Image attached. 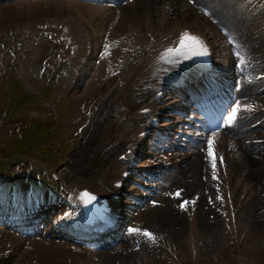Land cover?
I'll list each match as a JSON object with an SVG mask.
<instances>
[{
	"label": "rangeland",
	"instance_id": "rangeland-1",
	"mask_svg": "<svg viewBox=\"0 0 264 264\" xmlns=\"http://www.w3.org/2000/svg\"><path fill=\"white\" fill-rule=\"evenodd\" d=\"M168 1L170 8L167 6L169 9L165 13L167 30L173 28L176 22L182 26L187 25L203 30L205 33L212 28L213 33H207L216 43L218 30L223 41L227 43L226 48L230 54L232 52L239 60L259 59L262 64L261 70L264 69V16L262 15L264 0H239L245 3L248 9L247 15H245L246 12L244 15L239 13L233 7H223L225 2L226 5L231 3L230 0ZM162 3L157 0H133L130 3L126 1L115 8L106 6L104 10L110 13V18L105 22V30H102V17L99 11L91 9L83 2L15 0L0 5V42L3 46L9 45L12 39L17 42L26 36L24 26H31L30 34H34L35 27L46 24L49 20L70 25L66 20L71 18L76 20L81 16L88 18L101 34L100 38H97L101 46L98 52L100 54L96 56V60L92 59L93 72L84 86H81L83 84L81 82L73 83L68 80L64 83L54 79L56 75L65 74L64 69L69 63L63 59L59 60V50L51 40L45 41L43 47H39L30 57L27 68L28 79L21 82L22 87L29 94L45 88L41 95L33 100L35 107L42 108L40 110L42 117H35L33 113L31 115L33 120L43 122L45 128L51 130V135L43 138L39 135H31L32 142L39 139L40 145L49 144L53 150L75 145L64 155L65 160L60 164L62 166L58 162L54 163V169L57 168L60 174L63 173V181L67 184L71 185L72 182L76 183L79 180L94 182V176L89 175L93 166L97 164L94 161L87 163L86 159L93 155L80 156V158L78 156V159L71 162L67 159L78 151L77 147L81 144V146L88 145L84 142H87L89 135L93 136L94 141L96 140L95 133L90 134L91 129L94 130L95 126L101 122L100 111L109 105L114 95L113 90L122 79L123 72L119 64L126 52L124 48L126 33L131 29H144L148 24L157 23L158 10ZM254 6L260 12L253 18L251 13L254 14ZM205 8L210 11L208 16L204 15ZM197 16H205L209 26H205L204 29L195 26L194 19ZM155 27L159 26L155 24ZM229 38L238 45L237 52L233 50ZM28 45H32L33 48L35 43ZM24 49L18 48L17 56L23 52L25 54ZM140 55L141 52L134 55L130 65L137 63ZM15 59L12 63L11 59L7 60L6 68L0 64V114L6 107L8 70L13 68ZM13 70L19 77L17 67ZM47 86L51 87L46 89ZM25 103L27 102H23L19 107L16 101L13 102L12 108L15 112L8 118L11 123L4 127L0 134V143L7 152H10L14 144L23 137L17 128L21 127L23 120L20 109L29 104ZM24 111L27 112V108H24ZM57 116H60L62 120L53 122L54 117ZM262 149L260 155H251V160L248 159L250 170L244 178V181L249 182L253 187L252 200H246L248 193L245 194L243 187L237 184L238 179L242 178L237 173H234L227 187L224 182L220 183L217 186L218 190L217 187L210 186L212 173L210 176L205 171L204 174L200 171L192 173L187 172L185 168V173L173 175L157 199L147 203L137 213L130 229L141 231H129L128 239L118 244L115 249L104 251L86 249L87 251L79 252L73 244L52 236L53 234L49 233V227L44 228L47 232L45 235L37 236V238H24L15 232L8 234L1 230L0 250L10 248L14 256L1 261L0 264H264V146ZM104 150L108 149L101 151ZM120 151L121 149L118 152ZM114 157L115 154H112L110 159ZM252 159L260 162L262 170H255ZM32 162L40 170H45L52 163V161H41L37 158H33ZM26 165L18 167L22 168ZM15 175H18L20 179L31 177L27 174L21 176L17 170ZM93 184L97 186L96 183ZM178 190L181 193L180 197L174 195ZM228 191H230L229 197ZM225 194L230 201L229 206L222 202L225 200ZM217 196L222 199H216ZM182 200L189 201L186 210L179 208ZM153 201L156 203L153 204ZM193 201L196 202L193 207L196 217L194 236H191L188 233V211ZM229 209L235 213L236 223L231 224L233 219L230 221L228 218ZM54 220H58V217L55 216ZM143 230L151 232L153 237H146ZM193 246L195 249L192 252ZM238 253L241 254L240 257Z\"/></svg>",
	"mask_w": 264,
	"mask_h": 264
},
{
	"label": "bare ground",
	"instance_id": "bare-ground-1",
	"mask_svg": "<svg viewBox=\"0 0 264 264\" xmlns=\"http://www.w3.org/2000/svg\"><path fill=\"white\" fill-rule=\"evenodd\" d=\"M157 1L163 2V4H161L159 7L158 13H159V11L161 13H164L163 9H166V5H169V1L168 0H164V1L163 0H157ZM99 10H101V9H99ZM161 19H164V16H161ZM194 22H195L194 23L195 26H197L199 28L203 27V22L200 21L199 19L195 18ZM177 26H180V23L176 22L174 27L171 28L170 30H167V31H159L155 28L152 29L150 27V31H147V32H149V34L155 36L156 38H160L161 36H167V35L174 33V30L177 29L176 28ZM207 32H208V30H207ZM138 34L141 36V30L138 31ZM151 52H152V49L151 50H145L144 52H142L139 59L136 61L137 63H135L134 65H130V63H129L126 70L123 71V73H121L122 79L119 81V83H118L119 85L116 84V86L113 90L114 95L110 100L111 103L109 101V105L107 107H105L104 109H101V111H100V118H101L100 121L101 122L100 121L99 122L101 123V125H100V123H98L95 126L94 130L91 131L90 134H92V132H94V133H99V131L104 132L107 129V124L109 123V121L114 120L115 118H118L117 113L120 112V110L122 109V106L124 104L121 101L122 98L126 97V99H127V103H128L127 110L129 111V114L133 113L134 109L142 107V105L147 103V101L150 99L149 91L145 90V88L142 86L143 82L140 81L141 80L140 77L144 76V78H148L150 76L151 72H150L149 68H151V65H149L148 62L150 61L149 56L151 55ZM150 83L154 84L155 80H151ZM131 119H132L131 117H128L124 123L126 125H128V121ZM104 122H105V124H103ZM87 143H88V141L86 142V144ZM184 156H187V155H184ZM195 156L196 157H191V158H189L187 156V158L184 159L183 162H185L187 160V161H189V164L186 165L185 167L181 168L182 172L184 171L185 168H186L187 172H192V173H195L196 171L201 172L207 168L206 164L203 162V156H202V159L198 155H195ZM253 164L255 165L254 166L255 170L256 169L262 170L261 169L262 166H261L260 162H258V160L253 161ZM231 166L234 168L235 165L231 164ZM261 173H262V171L260 172V175H261ZM225 204L227 206H229V204H230L228 197H225Z\"/></svg>",
	"mask_w": 264,
	"mask_h": 264
},
{
	"label": "snow or ice",
	"instance_id": "snow-or-ice-1",
	"mask_svg": "<svg viewBox=\"0 0 264 264\" xmlns=\"http://www.w3.org/2000/svg\"><path fill=\"white\" fill-rule=\"evenodd\" d=\"M166 51L174 52V53H178V54H184V55H186L188 52H190L193 56H204L207 54L206 49L204 48V45H203L200 37L197 35L191 34L188 30H184L183 32H181L179 34L178 46L166 49ZM247 107L248 106H246V105H241L239 102L235 103L232 106L231 111L228 112L227 117H226L228 125L231 126L238 119V113L242 109H246ZM144 111L148 112V109L145 108ZM140 135L143 136L144 133L141 132ZM206 153H207V157L211 161L212 179H214V180L218 179V177L216 175L218 163L220 165H223L224 159H223V157H217V155L215 153L214 139L213 138H209L207 140ZM83 195L88 197V199L85 200V203H91L95 199V197L92 196L88 192L83 193ZM174 195L176 197H180L181 193L178 190L176 193H174ZM216 199L219 200V199H222V197L217 196ZM155 203L156 202L153 201V204H155ZM193 203H194V201H193ZM188 204H189V201L182 200L179 203V208L181 210H186ZM129 231L139 232L141 230L140 229H129ZM143 234L149 238L153 237V234L147 230H143Z\"/></svg>",
	"mask_w": 264,
	"mask_h": 264
}]
</instances>
